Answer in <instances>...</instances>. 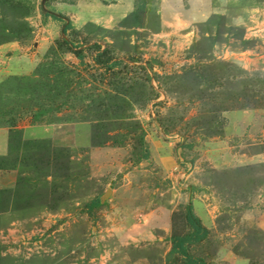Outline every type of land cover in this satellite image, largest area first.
I'll list each match as a JSON object with an SVG mask.
<instances>
[{"label":"rangeland","instance_id":"rangeland-1","mask_svg":"<svg viewBox=\"0 0 264 264\" xmlns=\"http://www.w3.org/2000/svg\"><path fill=\"white\" fill-rule=\"evenodd\" d=\"M65 1L0 0L17 54L0 73V264H184L188 213L208 232L190 257L264 264V0H219L183 38L158 0L112 28H75ZM55 123L90 125V146L21 140Z\"/></svg>","mask_w":264,"mask_h":264},{"label":"crops","instance_id":"crops-1","mask_svg":"<svg viewBox=\"0 0 264 264\" xmlns=\"http://www.w3.org/2000/svg\"><path fill=\"white\" fill-rule=\"evenodd\" d=\"M136 2L137 0H67L58 4L57 10L75 28L87 23L112 28L134 12ZM219 3V0H158L160 31L176 33L183 38L194 25L203 23L216 14L220 10ZM16 55V50L9 45L0 48L2 76L11 73V69L14 71V66L9 64ZM20 137L23 142L46 141L54 149L88 147L91 142V127L85 123L32 124L20 128ZM9 153L10 132L0 130V156ZM13 175L14 171H3L0 175V188H11ZM257 227L264 231V212L260 214Z\"/></svg>","mask_w":264,"mask_h":264},{"label":"trees","instance_id":"trees-1","mask_svg":"<svg viewBox=\"0 0 264 264\" xmlns=\"http://www.w3.org/2000/svg\"><path fill=\"white\" fill-rule=\"evenodd\" d=\"M76 56L80 59L81 55L76 53ZM149 158V152H146L143 156V159ZM186 219L192 228V232L183 237H174L172 238L171 253L178 254L182 257L184 264H205L201 259L192 258L187 254L186 245L197 243L206 238L208 232L201 225L199 218L195 215L188 213Z\"/></svg>","mask_w":264,"mask_h":264}]
</instances>
